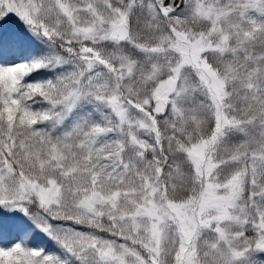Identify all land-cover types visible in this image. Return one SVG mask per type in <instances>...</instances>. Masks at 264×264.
<instances>
[{
	"label": "rangeland",
	"instance_id": "1",
	"mask_svg": "<svg viewBox=\"0 0 264 264\" xmlns=\"http://www.w3.org/2000/svg\"><path fill=\"white\" fill-rule=\"evenodd\" d=\"M263 28L264 0H0V264H260Z\"/></svg>",
	"mask_w": 264,
	"mask_h": 264
},
{
	"label": "water",
	"instance_id": "2",
	"mask_svg": "<svg viewBox=\"0 0 264 264\" xmlns=\"http://www.w3.org/2000/svg\"><path fill=\"white\" fill-rule=\"evenodd\" d=\"M161 15L164 17L169 16L170 14L180 10L184 4L185 0H154ZM119 38H128L129 36V27L126 23H122L119 26L118 31ZM123 36V37H122ZM167 110V105L163 99L155 101L153 104L152 112L157 116H162Z\"/></svg>",
	"mask_w": 264,
	"mask_h": 264
},
{
	"label": "trees",
	"instance_id": "3",
	"mask_svg": "<svg viewBox=\"0 0 264 264\" xmlns=\"http://www.w3.org/2000/svg\"><path fill=\"white\" fill-rule=\"evenodd\" d=\"M262 30H264V28L262 29ZM37 70V69H36ZM263 93V90L261 91V94ZM261 109L264 111V99H262V101H261ZM10 140V139H9ZM15 147V145H9V146H6L5 147V152L7 153V154H9V151L11 150V148H14ZM9 162H11V161H9ZM13 162V166L15 167L16 165H17V163L15 162V161H12ZM16 172H17V168H16ZM17 176H20V173H18V175ZM29 196H30V199H31V201H33V204H34V206L36 207V208H40L41 209V206H40V202H39V200H38V198L37 197H35V196H32V195H30V194H28ZM174 195V194H173ZM188 195V194H187ZM187 195H183V196H181V197H179L178 199H177V197L174 195V200H176V201H178V200H181V199H183V198H185ZM21 261H24V259L22 258V260ZM260 264H264V255L261 257V259H260Z\"/></svg>",
	"mask_w": 264,
	"mask_h": 264
}]
</instances>
